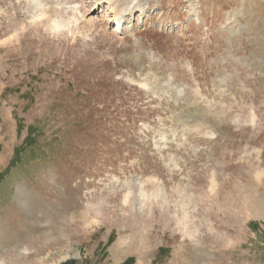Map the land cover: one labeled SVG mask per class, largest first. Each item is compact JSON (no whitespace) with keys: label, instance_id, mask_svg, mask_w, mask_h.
I'll list each match as a JSON object with an SVG mask.
<instances>
[{"label":"rangeland","instance_id":"1","mask_svg":"<svg viewBox=\"0 0 264 264\" xmlns=\"http://www.w3.org/2000/svg\"><path fill=\"white\" fill-rule=\"evenodd\" d=\"M0 264H264V0H0Z\"/></svg>","mask_w":264,"mask_h":264},{"label":"bare ground","instance_id":"2","mask_svg":"<svg viewBox=\"0 0 264 264\" xmlns=\"http://www.w3.org/2000/svg\"><path fill=\"white\" fill-rule=\"evenodd\" d=\"M117 12H118L117 9H115V8L112 9V13H117Z\"/></svg>","mask_w":264,"mask_h":264}]
</instances>
